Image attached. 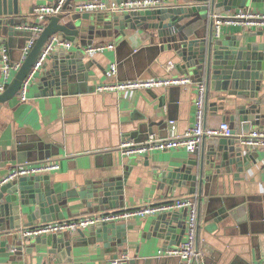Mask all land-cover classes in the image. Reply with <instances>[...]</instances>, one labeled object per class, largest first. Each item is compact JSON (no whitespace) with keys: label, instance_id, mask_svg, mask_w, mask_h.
Instances as JSON below:
<instances>
[{"label":"crops","instance_id":"crops-1","mask_svg":"<svg viewBox=\"0 0 264 264\" xmlns=\"http://www.w3.org/2000/svg\"><path fill=\"white\" fill-rule=\"evenodd\" d=\"M56 1L19 0V19L25 23L39 22L40 17L35 8ZM79 1L83 0H72L71 5L75 8ZM243 8L264 11V0L249 1L245 7L197 19L192 29L198 28L201 35L212 31L214 37L219 39L237 36L244 44L255 42L264 49V28L240 23L222 24L219 35L215 34L212 28L215 16L232 14ZM126 12L128 11H115L119 14ZM54 35L69 40L62 34ZM71 42L69 48H54V52L44 63L45 67L43 65L31 80L26 100H21L17 95L0 103V179L15 164L26 161L25 151L28 145L19 143L18 139L29 135L33 130L49 139L60 141V153L49 158L57 160L59 168L48 174L56 192L66 194L69 199L68 207L63 208V220L193 195L187 186L176 185L172 189L169 186L162 187L158 176L160 171L170 165L193 157L194 152L178 147L128 157L119 147L126 138L136 142L145 141L148 130L141 129L145 125L158 138H167L173 131L184 134L195 123L196 86L173 85L118 91H97L96 88L102 83L129 78L184 74L176 66L178 59L174 50L163 44L158 37H152L150 31L133 28H125L123 31L109 29L96 37L94 44L114 43L113 49L105 51L83 54L79 46L86 48L89 44L83 45L79 39ZM2 46L8 48L12 62H18L23 57L22 48L10 47L5 42L0 45V58ZM66 54H74L81 62L74 64L73 72L59 90L49 95L42 94L41 81L46 71L52 68L56 56ZM113 62L117 64L116 74L109 72ZM14 74L12 68L11 75ZM3 79L4 75L0 70V81ZM193 79L199 81L197 77ZM199 82L205 84L206 94L208 93L207 101L205 94V125L218 126L223 121H228L232 126L228 115L239 102L231 94L232 90H213L205 80ZM257 85L258 98L264 112V75L257 80ZM215 107L217 110H214ZM258 127L261 126L252 125L250 129ZM202 146L203 141L197 149L201 150ZM251 152L254 161L244 167L237 179L225 177L221 186H214L209 195H203L200 205L197 199V245L203 252V264H257L264 259V256L256 258V247L252 241L254 235L264 237V148H254ZM133 157L139 161L126 178L118 208L101 210L97 204L89 206L78 196V191L90 181L122 178L128 161ZM174 212L176 215L181 214L182 209ZM157 216L158 214L137 216L117 221L134 224L135 229L139 228L137 233L128 232L127 240L120 244L108 245L103 240H97L90 235V227L80 230L83 231V236L80 231L68 232L72 237L70 252L63 250L58 256L49 253L51 246L42 242L48 240L50 235L24 237L22 242L25 248L34 245L33 249L30 247L24 251L25 263L33 259L32 264H113V260L123 252H127L130 258L162 256L158 251L164 247L165 240L156 237L155 233L150 235L151 222ZM23 221H27L26 214ZM33 223L37 225L43 222L37 219ZM185 237L186 231L182 241ZM215 251H219L217 258L214 256ZM262 252L264 253V243ZM0 264L17 262L7 261L6 254H0Z\"/></svg>","mask_w":264,"mask_h":264},{"label":"water","instance_id":"water-1","mask_svg":"<svg viewBox=\"0 0 264 264\" xmlns=\"http://www.w3.org/2000/svg\"><path fill=\"white\" fill-rule=\"evenodd\" d=\"M71 1L67 0L61 13L50 17L21 67L6 89L0 92V103L18 95L23 80L44 44L54 34H62L71 41L79 39L81 44L90 45L95 42L96 37L109 29L123 31L125 28H133L150 31L152 37H158L163 44L174 50L178 59L176 66L182 73L191 74L199 81L205 80L213 90L231 89V94L239 101L234 111L228 115L232 123V135L204 138L202 149L195 150L193 157L160 171L158 179L161 186H169V189L176 185L187 186L193 195H197L200 205L203 195H209L214 186H221L220 183H223L225 177L232 176L237 179L244 167L254 161L251 149L242 146L237 134L248 132L252 125L264 126V112L258 98L257 85V80L262 79L264 75V49L261 44L255 42L244 44L237 36L219 39L214 37L212 31L201 35L198 28L193 30L192 27L197 19H205L216 12L245 7L249 1L261 0H164V4L158 8L122 14L115 13L110 7L94 12L97 14L79 11L71 5ZM19 17V0H0V45L6 42L10 47H25L30 32L19 28V25L25 23ZM79 49L83 54L86 53L82 46H79ZM79 62L81 60H77L74 54L56 56L52 68L46 71L42 78L41 93L49 95L59 90L68 80V75L73 72L74 64ZM214 110H217V107ZM141 129L148 130L145 138L152 133V129L146 125ZM18 141L28 145L25 151L26 161H42L60 153L59 140L49 139L33 130L25 137L21 136ZM138 161L134 157L131 158L120 179L99 178L86 183L82 190L78 191V196L89 206L97 204L101 210L118 208L126 178ZM68 204V196L56 192L48 173L21 176L2 184L0 254H6L7 261L32 264L33 259L25 263L24 251L34 245L25 248L22 230L34 226L33 222L37 219H41L43 223L63 220V208L68 207ZM25 214L26 222L23 221ZM186 219V208L178 215L174 211L160 213L151 222L150 235L155 233L156 237L165 240L164 247L179 245L186 231ZM128 232L137 233L139 228L135 229L134 224L117 221L102 222L90 227V235L108 245L123 243L127 240ZM80 233L84 235L83 231ZM48 237V240L42 242L51 246L49 253L58 256L63 250L70 252L72 237L68 232L51 234ZM252 241L256 247V258L260 259L264 256V237L254 235ZM218 254L219 251L214 252L216 258ZM128 263L187 264L179 255L133 257Z\"/></svg>","mask_w":264,"mask_h":264},{"label":"built area","instance_id":"built-area-1","mask_svg":"<svg viewBox=\"0 0 264 264\" xmlns=\"http://www.w3.org/2000/svg\"><path fill=\"white\" fill-rule=\"evenodd\" d=\"M67 0H57L54 3L39 5L35 11L39 14L40 21L36 23H23L19 28L30 32V37L23 48V57L18 62H12L9 51L6 46L1 48L0 70L4 75V79L0 81V92L6 89L14 72L21 67V64L30 50L33 48L38 36L43 31L48 19L62 12ZM163 4V0H120L119 2L108 3L105 0H83L75 4V9L79 11L98 12L106 10L110 7L114 11H139L142 9H155ZM243 24L245 26H256L264 28V11L254 8H243L232 14H219L215 16L212 22V28L215 34L219 35L222 24ZM72 42L59 35H52L44 44L40 54L38 55L34 65L22 82L18 96L21 100L27 99V93L31 85V80L38 70H40L47 59L51 56L54 48L71 47ZM114 43H93L85 48L88 53L105 51L113 49ZM109 72L117 73V64L111 63ZM196 86L195 98V123L184 134H176L174 131L167 138H158L151 134L145 141L136 142L133 139H123L120 144L121 152L128 156H137L150 153L155 150H170L178 147L185 148L188 152H194L200 146L205 137L211 136H231L232 128L228 121H223L218 126L205 125L204 105L206 86L204 83L196 81L188 74L166 75V76H150L136 77L113 82H106L98 85L97 91H118L124 89H140L154 88L165 86ZM241 144L245 149L264 148V127L250 129L247 133H238ZM59 163L57 160L46 159L36 162H23L15 164L7 174L0 179V186L10 180H15L21 176H30L36 174L50 173L57 170ZM197 195L186 197H178L172 200L158 202L154 204H146L137 207L125 208L120 210H109L94 214H85L68 220H58L37 224L22 230L25 238H32L42 235H51L64 232H75L92 225L109 222L132 219L137 216L144 217L147 215H156L167 211H175L177 209H187L186 219V237L179 245H170L161 247L158 251L159 255H179L187 264H203L202 250L197 245V219L198 204ZM130 256L127 252H123L120 256L113 260V264H128ZM257 264H264V259Z\"/></svg>","mask_w":264,"mask_h":264}]
</instances>
